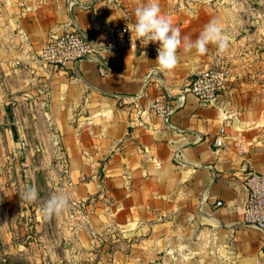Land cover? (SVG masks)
Returning a JSON list of instances; mask_svg holds the SVG:
<instances>
[{"label":"crops","instance_id":"crops-1","mask_svg":"<svg viewBox=\"0 0 264 264\" xmlns=\"http://www.w3.org/2000/svg\"><path fill=\"white\" fill-rule=\"evenodd\" d=\"M213 1L159 0L180 32L175 69L158 70L153 43L109 51L102 76L88 61L46 70L37 55L71 27L111 42L147 0H0V112L11 110L18 136L23 119L61 146L48 185L69 197L55 220L76 248H102L117 264H264V232L243 220L246 177L264 175V25L243 29ZM213 21L227 50H185ZM223 68L232 76L216 105L186 94L196 75ZM166 91L169 123L151 110Z\"/></svg>","mask_w":264,"mask_h":264},{"label":"rangeland","instance_id":"rangeland-1","mask_svg":"<svg viewBox=\"0 0 264 264\" xmlns=\"http://www.w3.org/2000/svg\"><path fill=\"white\" fill-rule=\"evenodd\" d=\"M213 2L232 10L243 29L264 25V0ZM12 120L8 110L0 112V264H117L118 258L102 255V248H76V241L60 236L55 215L42 214L43 205L54 195L48 185L53 181L49 172L59 160L65 163L62 149L57 143L40 140V132L23 119L24 127H19L20 136L15 140ZM30 187L38 193L32 203L20 198ZM38 217L43 223L36 221ZM155 263L147 257L143 264Z\"/></svg>","mask_w":264,"mask_h":264},{"label":"built area","instance_id":"built-area-1","mask_svg":"<svg viewBox=\"0 0 264 264\" xmlns=\"http://www.w3.org/2000/svg\"><path fill=\"white\" fill-rule=\"evenodd\" d=\"M144 44H147V41L136 40L134 27L127 25L116 27L109 43L88 39L76 28L71 27L65 33L52 35L48 39L37 55V63L43 69L48 70L68 68L73 64L88 61L97 65L100 75L107 76L111 73L107 63L109 51L121 54L122 50L127 47L139 49ZM231 76L232 69L230 68L201 72L196 75L186 90V94L195 97L205 105L214 106L218 103L220 94L226 88ZM187 95L180 97L182 103L185 102ZM172 100L173 97L166 91L160 93L151 104V110L166 123H169L173 113ZM226 138V129L222 128L214 139L213 146L218 150L225 148ZM245 186L248 197L244 207V224L264 232V175L248 174ZM217 206L221 207L223 203L218 202Z\"/></svg>","mask_w":264,"mask_h":264},{"label":"clouds","instance_id":"clouds-1","mask_svg":"<svg viewBox=\"0 0 264 264\" xmlns=\"http://www.w3.org/2000/svg\"><path fill=\"white\" fill-rule=\"evenodd\" d=\"M134 32L136 40L159 44L156 64L160 72L175 69L179 62L178 49L181 46L179 29L173 27L170 17L162 14L159 0H147L135 9ZM185 50L195 49L197 54H204L208 45L213 44L223 53L228 48V39L223 34L218 22H210L200 36L193 42L185 38ZM28 203L35 202L38 193L35 188H27L20 197ZM69 206V197L61 192L52 195L43 205L41 211L45 217L61 214Z\"/></svg>","mask_w":264,"mask_h":264},{"label":"trees","instance_id":"trees-1","mask_svg":"<svg viewBox=\"0 0 264 264\" xmlns=\"http://www.w3.org/2000/svg\"><path fill=\"white\" fill-rule=\"evenodd\" d=\"M8 111H9V113H10L11 118L13 119V115H12L11 110H8ZM11 130H12V132H13V134H14V139L17 140V139L19 138V136H18V132H17V128H16L15 126H12V127H11Z\"/></svg>","mask_w":264,"mask_h":264}]
</instances>
